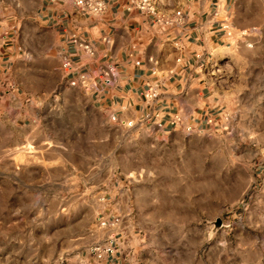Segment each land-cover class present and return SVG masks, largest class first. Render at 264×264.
<instances>
[{"label": "rangeland", "instance_id": "374dc122", "mask_svg": "<svg viewBox=\"0 0 264 264\" xmlns=\"http://www.w3.org/2000/svg\"><path fill=\"white\" fill-rule=\"evenodd\" d=\"M41 5L0 0V264H264V0L237 2L201 124L164 134L71 87L25 33Z\"/></svg>", "mask_w": 264, "mask_h": 264}, {"label": "crops", "instance_id": "0c3cea01", "mask_svg": "<svg viewBox=\"0 0 264 264\" xmlns=\"http://www.w3.org/2000/svg\"><path fill=\"white\" fill-rule=\"evenodd\" d=\"M40 1L37 20L24 29L28 41L49 50L60 75L70 62V85L85 92L91 104L121 121L150 124L157 133H167L173 125L201 124L208 101L211 106L215 102L212 93L207 97L213 89L204 69L217 65L240 38L234 22L239 0H162L165 17L181 14L171 26L132 8L129 0H104L99 15L82 12L70 0ZM83 43L90 44L94 55L83 50ZM2 49L0 45L1 54L13 53V46ZM4 63L0 57L1 81ZM109 71L112 82H106ZM150 91L154 95L147 98Z\"/></svg>", "mask_w": 264, "mask_h": 264}, {"label": "built area", "instance_id": "2783aa9c", "mask_svg": "<svg viewBox=\"0 0 264 264\" xmlns=\"http://www.w3.org/2000/svg\"><path fill=\"white\" fill-rule=\"evenodd\" d=\"M72 1L77 8H79L82 12L90 15H99L104 12L106 8V4L104 0H70ZM129 4L132 8H136L143 12L144 14L151 16L156 20L157 23L163 25V26H171L175 22H180L181 14L180 12H177L176 16H179L177 19L175 18H168L165 17V15L162 14L160 11V6L162 5V0H129ZM81 47L87 54L94 55L93 48L88 43L81 44ZM64 68L66 70H71L72 65L70 62L64 63ZM114 74L112 71H109L108 76H110V79H107L106 82H112V76ZM75 84V82H73ZM153 92L150 91L147 95V98L153 97ZM103 227H112V226H119L120 225V219L116 218L112 223H107V221H103L101 223ZM94 252L99 256L102 257L103 255H107L108 257L110 255H113L115 253L114 248V238H111L110 242L105 246L103 249L100 245L97 246L94 249Z\"/></svg>", "mask_w": 264, "mask_h": 264}]
</instances>
